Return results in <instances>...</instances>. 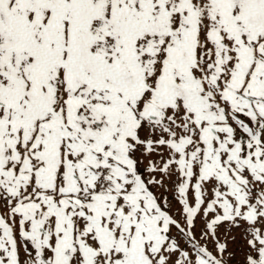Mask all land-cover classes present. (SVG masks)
<instances>
[{
	"label": "snow or ice",
	"instance_id": "6c2138e0",
	"mask_svg": "<svg viewBox=\"0 0 264 264\" xmlns=\"http://www.w3.org/2000/svg\"><path fill=\"white\" fill-rule=\"evenodd\" d=\"M0 264H264V0H0Z\"/></svg>",
	"mask_w": 264,
	"mask_h": 264
}]
</instances>
